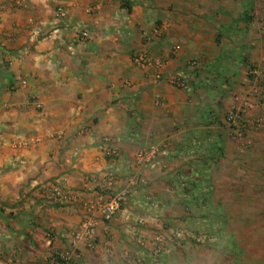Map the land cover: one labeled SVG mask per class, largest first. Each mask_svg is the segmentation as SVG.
Instances as JSON below:
<instances>
[{"label":"crops","instance_id":"crops-1","mask_svg":"<svg viewBox=\"0 0 264 264\" xmlns=\"http://www.w3.org/2000/svg\"><path fill=\"white\" fill-rule=\"evenodd\" d=\"M260 5L0 0V264H51L70 247L82 207L49 204L52 186L82 199L131 190L118 218L99 223L96 250L80 249V264H128L110 251L127 252L137 232L158 229L187 184L198 202L224 206L218 189L229 171L264 170V144L248 151L225 126L239 78L264 63ZM141 54L161 66L138 65ZM178 78L185 88L172 84ZM20 80L27 84L15 91ZM109 141L119 158L107 156ZM152 146L158 161L135 168V155Z\"/></svg>","mask_w":264,"mask_h":264},{"label":"rangeland","instance_id":"rangeland-1","mask_svg":"<svg viewBox=\"0 0 264 264\" xmlns=\"http://www.w3.org/2000/svg\"><path fill=\"white\" fill-rule=\"evenodd\" d=\"M260 1L258 20L264 26V0ZM252 68L249 67L243 79L239 78L236 82L240 91L232 94L234 103L237 97H245L249 91L246 81ZM257 68L262 72L264 90V63ZM263 131L264 127L258 133L264 135ZM257 142L264 144V138L256 142L253 140L250 147H244L248 151H256V148H261L260 145L256 147ZM260 150L264 153V145ZM229 172L231 174L227 176L230 180L225 183L220 180L222 186L218 195H227L230 202L224 206L208 201L198 202V199L202 200L200 193L196 192L194 185L187 184L182 188L185 196L180 198L179 208H174L173 212L170 210L158 229L147 236L135 231L138 236L132 237L137 241L129 243L131 247L127 248V252L126 249H117L110 254L128 261V264H157L152 252L155 239L162 236L167 248L160 264H264V170L248 168L243 171L244 175L239 173L237 177L236 172ZM128 191L131 197V190ZM218 208H222L221 214ZM144 226V223L139 224V229ZM140 240L145 242V247L139 244Z\"/></svg>","mask_w":264,"mask_h":264},{"label":"built area","instance_id":"built-area-1","mask_svg":"<svg viewBox=\"0 0 264 264\" xmlns=\"http://www.w3.org/2000/svg\"><path fill=\"white\" fill-rule=\"evenodd\" d=\"M32 0H13V4L17 6H23L25 2ZM57 19L64 20L67 18V12L63 9H59L56 15ZM84 39L89 37L87 32H83ZM136 63L143 67H155L159 68V63H154L147 55L141 54ZM157 80L161 79L158 75ZM262 72L259 68L253 67L249 71V77L247 79L249 91L245 94V97H237L231 110L227 112L225 116V126L230 130L233 139L236 142L242 143L245 146H251L253 143L250 141L249 135L253 131H259L264 127V90ZM25 80H20L18 84L13 86L16 91L19 87L26 86ZM172 84L183 89L186 87V81L182 78L174 79ZM158 105H162L161 99ZM35 108L38 111L43 110V106L36 102ZM23 146V144L19 145ZM107 156L110 159L119 158L120 154L115 149L110 141L106 143ZM161 155V149L159 146H152L150 148L139 151L133 160V166L135 168H143L155 164ZM110 178L113 179V176ZM90 183L92 179L88 180ZM51 197L49 198V204L57 203L68 206L81 205L82 207V222L79 228L72 233L70 247L64 251H55L50 263L51 264H80L81 254L80 249L84 248L88 251H95L97 248V228L100 222L111 223L115 221L122 211L124 205H126L130 198V192L128 190L122 191L116 194L114 197L106 198L102 194L89 199H82L78 193L69 192L64 190L61 186L55 185L50 187ZM141 222L140 224H142ZM180 236V234L178 233ZM142 247H145L144 241H139ZM167 248V242L162 236H158L155 239V249L152 252V257L155 263L160 264L161 258L164 256ZM143 263V262H142Z\"/></svg>","mask_w":264,"mask_h":264},{"label":"trees","instance_id":"trees-1","mask_svg":"<svg viewBox=\"0 0 264 264\" xmlns=\"http://www.w3.org/2000/svg\"><path fill=\"white\" fill-rule=\"evenodd\" d=\"M147 264V263H146Z\"/></svg>","mask_w":264,"mask_h":264}]
</instances>
